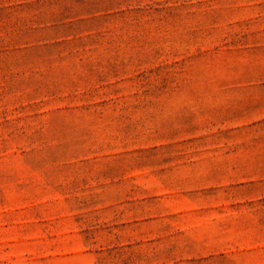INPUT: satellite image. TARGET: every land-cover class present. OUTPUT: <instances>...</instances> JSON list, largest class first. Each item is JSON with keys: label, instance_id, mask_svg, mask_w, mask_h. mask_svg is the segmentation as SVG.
<instances>
[{"label": "rangeland", "instance_id": "374dc122", "mask_svg": "<svg viewBox=\"0 0 264 264\" xmlns=\"http://www.w3.org/2000/svg\"><path fill=\"white\" fill-rule=\"evenodd\" d=\"M0 264H264V0H0Z\"/></svg>", "mask_w": 264, "mask_h": 264}]
</instances>
